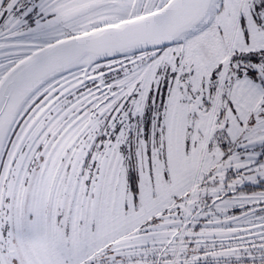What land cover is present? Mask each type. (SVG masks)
<instances>
[{"label":"snow or ice","instance_id":"6c2138e0","mask_svg":"<svg viewBox=\"0 0 264 264\" xmlns=\"http://www.w3.org/2000/svg\"><path fill=\"white\" fill-rule=\"evenodd\" d=\"M0 264H264V0H0Z\"/></svg>","mask_w":264,"mask_h":264}]
</instances>
